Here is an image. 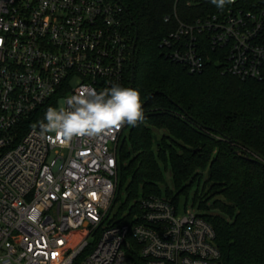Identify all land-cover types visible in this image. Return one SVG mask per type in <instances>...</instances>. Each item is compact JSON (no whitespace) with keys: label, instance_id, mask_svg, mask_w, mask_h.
<instances>
[{"label":"built area","instance_id":"2783aa9c","mask_svg":"<svg viewBox=\"0 0 264 264\" xmlns=\"http://www.w3.org/2000/svg\"><path fill=\"white\" fill-rule=\"evenodd\" d=\"M125 15L117 0H0V264H224L213 225L166 197L142 198L134 221L111 222L127 124L68 144L42 133L47 109L62 99L66 108L82 87H122ZM205 43L228 72L263 78L264 12L231 0L195 23L178 19L162 46L196 73Z\"/></svg>","mask_w":264,"mask_h":264},{"label":"trees","instance_id":"16d2710c","mask_svg":"<svg viewBox=\"0 0 264 264\" xmlns=\"http://www.w3.org/2000/svg\"><path fill=\"white\" fill-rule=\"evenodd\" d=\"M117 1L125 7L131 42L122 87L139 90L144 119L127 125L119 142L118 189L125 187L126 199L117 196L119 210L111 222H132L142 211L140 199L163 197V165L173 169L177 186L191 169L209 165L210 180L225 188L230 202L219 214L200 211L216 231L223 263L264 264V73L262 79H242L228 72L221 49L209 43L202 47L201 72H190L168 55L162 41L177 29L178 19L195 23L208 17L217 9L211 0ZM237 4L264 12V0ZM154 128L195 147L214 133L223 145L212 160L209 153L163 150Z\"/></svg>","mask_w":264,"mask_h":264},{"label":"clouds","instance_id":"9594fccd","mask_svg":"<svg viewBox=\"0 0 264 264\" xmlns=\"http://www.w3.org/2000/svg\"><path fill=\"white\" fill-rule=\"evenodd\" d=\"M223 9L231 0H211ZM66 108L49 107L40 127L63 144L74 138L109 136L124 125L135 126L144 119L141 94L130 87L113 85L102 91L84 86L66 100Z\"/></svg>","mask_w":264,"mask_h":264},{"label":"rangeland","instance_id":"374dc122","mask_svg":"<svg viewBox=\"0 0 264 264\" xmlns=\"http://www.w3.org/2000/svg\"><path fill=\"white\" fill-rule=\"evenodd\" d=\"M59 105V109L64 108L65 100L62 99ZM154 132L156 134V139L161 144L163 150H167V148L171 146L179 153H184V151L186 153L199 151L202 156H206L209 153L211 160L218 154L220 147L223 145V139L214 133L209 134L207 139L201 142L199 146L195 147L184 144L182 141L175 138H170L166 130L154 128ZM163 169H165L164 178L160 185L164 194L163 197L170 200L179 197L177 205L180 213L195 209L206 214H219L222 213L221 208L224 207L223 204L230 203L225 194V188L223 186H218L210 180L209 165H203L202 167L191 169L190 174H187L184 177L182 176L181 184L179 186H177L174 181L173 169H170V165H168L167 169L166 166L163 165ZM119 184L120 181L118 182V188ZM118 188L116 198L119 196L122 200H125V187L122 191H119ZM119 204L120 202H114L108 215L109 218L113 219L119 210ZM125 214H127V211H125Z\"/></svg>","mask_w":264,"mask_h":264},{"label":"water","instance_id":"95a60500","mask_svg":"<svg viewBox=\"0 0 264 264\" xmlns=\"http://www.w3.org/2000/svg\"><path fill=\"white\" fill-rule=\"evenodd\" d=\"M135 47H136V45L134 44V46H133V57H132L133 60H134ZM132 81H133V77H132Z\"/></svg>","mask_w":264,"mask_h":264}]
</instances>
